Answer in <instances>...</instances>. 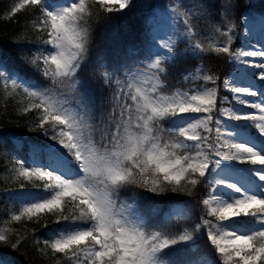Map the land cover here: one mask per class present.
Here are the masks:
<instances>
[{
	"label": "snow or ice",
	"instance_id": "1",
	"mask_svg": "<svg viewBox=\"0 0 264 264\" xmlns=\"http://www.w3.org/2000/svg\"><path fill=\"white\" fill-rule=\"evenodd\" d=\"M134 6L18 0L6 14L33 9L29 30L46 35L32 42L28 63L48 81L28 78L0 57V89L23 95L20 111L38 112L26 127L42 129L48 141L33 144L27 162L12 156L16 177L43 184L10 221L52 215L59 227L31 239L61 254L63 264H264V84L241 85L236 75L221 80L210 65L187 64L224 57L237 72L258 69L251 76L264 82V44L233 47L238 0H218L212 9L207 0H177L161 13L152 9L142 45L97 51L94 27ZM162 14L171 20L163 33ZM177 64L185 65L179 87ZM94 81L107 89L99 102ZM232 102L239 106L222 107ZM5 149L15 151L0 136ZM141 192L193 199L163 213L172 226L161 227L159 203L146 204ZM10 231L0 229V242L13 249L29 239L13 233L10 240ZM181 243L188 249L177 261ZM0 264L10 261L0 257Z\"/></svg>",
	"mask_w": 264,
	"mask_h": 264
},
{
	"label": "trees",
	"instance_id": "2",
	"mask_svg": "<svg viewBox=\"0 0 264 264\" xmlns=\"http://www.w3.org/2000/svg\"><path fill=\"white\" fill-rule=\"evenodd\" d=\"M61 0H50V2ZM191 0H185V3ZM18 0H0V57L14 67L18 72L28 78H35L41 84H47L36 72L35 68L28 63L29 58L36 51V45L32 42L37 38L46 35V33H39L31 28V20L35 19L33 16V9L31 7L22 9L15 16L8 17L6 14L10 8ZM168 0H133L134 7L126 9L119 13L110 14V19L107 22H101L94 27L93 43L97 51L114 54L125 45L135 43L142 45L146 38L145 19L154 8L155 10L161 8ZM218 0H207L208 7L212 9L217 5ZM239 8L234 13L236 28V39L233 42V47H244L246 42L245 33V17L253 18L259 11L264 10V0H238ZM243 13V15H242ZM201 26L205 21L199 22ZM212 42L209 35L205 39V43ZM47 48L48 46H43ZM181 48L185 45L181 44ZM201 63L210 65L212 70L221 77L231 76L237 67L234 63L229 62L224 57L215 58L213 56L206 57L203 61L190 58L187 64L190 66H199ZM185 65L177 64V70H173V83L176 86L179 84V69ZM96 87L97 101L104 99L107 89L103 85H98L93 82ZM185 89L188 87L184 86ZM220 95H228L229 100H232V95L225 90H220ZM28 101L22 94H17L9 90L5 92L0 89V136L5 137L13 146L12 149H5L0 151V223H3L5 228L10 229L8 233L10 240H14L13 233L21 237H29V239L19 248L13 249L8 245L0 242V257H4L12 263L16 264H56L60 261L63 264V256L61 254H53L50 249L46 248L42 243L36 244L32 239L33 232L37 236L48 238L50 231L54 227H59L53 224L54 217L50 214H42L38 218L28 220L23 218L21 221H10V213L16 212L18 214L23 202L27 196L20 192L22 190L20 185L24 188H33V185H38V188H33V192H38L42 188L43 182L36 180L26 181L23 178L18 179L12 172L16 166L12 163V156H17L19 159L27 162L29 150L33 144H41L44 146L47 141L41 135L42 129H29L26 125L33 121L37 115V111L22 113L20 109L23 104ZM235 102L224 104L222 107H231ZM16 141L21 143V147L17 146ZM12 176L17 179L13 180ZM207 191V189H205ZM141 195L146 197V204H151L156 201L159 203L162 212L161 216L155 221L161 227H171L163 223V213L169 211L178 202L192 201V197L185 195L165 193L156 196L151 193L141 192ZM199 210L197 209V212ZM6 222V223H5ZM47 223L48 228L43 225ZM174 224H180L182 221H174ZM185 226H187L185 224ZM198 247L201 250L205 249V241L199 239L197 241ZM43 249V252H41ZM188 245L179 244L176 246V253L173 258L177 261L181 260L187 252Z\"/></svg>",
	"mask_w": 264,
	"mask_h": 264
},
{
	"label": "rangeland",
	"instance_id": "3",
	"mask_svg": "<svg viewBox=\"0 0 264 264\" xmlns=\"http://www.w3.org/2000/svg\"><path fill=\"white\" fill-rule=\"evenodd\" d=\"M61 2H63V1H61ZM176 2H177V0H168V2H166V4L163 5L161 8L157 9L156 12L161 13L162 9L167 8L171 4L176 3ZM190 2L191 1H188L186 3H190ZM56 3H60V2H56ZM255 15L256 16H254V18L247 20L246 44L244 46L245 48L248 47L249 43H251L252 45L264 44V10L257 12ZM170 24H171V20L169 19L168 15H166V14L160 15L159 27H160L162 33L168 32L170 30V28H169ZM252 59L256 60L258 58H252ZM258 71H259L258 69H255L252 67H246V68L242 67L239 72H235L233 75L237 76V83H239L241 85H247L248 83H254L256 88H261L262 84H264V82H261L258 79H254L251 76V73L258 72ZM238 106L239 105L234 104L231 107H238ZM44 139H45V137H44ZM47 143H48V141H47ZM17 178L12 176L13 180H15ZM18 179H21V178H18ZM31 189H33V188H27L25 190H22L23 193L27 196V198L29 196V193L31 192ZM4 228H5L4 224L0 223V229H4ZM10 264H16V263L10 262Z\"/></svg>",
	"mask_w": 264,
	"mask_h": 264
}]
</instances>
